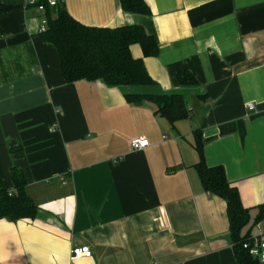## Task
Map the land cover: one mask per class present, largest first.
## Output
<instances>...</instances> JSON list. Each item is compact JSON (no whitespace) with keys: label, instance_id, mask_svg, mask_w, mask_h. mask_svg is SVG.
I'll return each instance as SVG.
<instances>
[{"label":"crops","instance_id":"0c3cea01","mask_svg":"<svg viewBox=\"0 0 264 264\" xmlns=\"http://www.w3.org/2000/svg\"><path fill=\"white\" fill-rule=\"evenodd\" d=\"M149 16L120 0H65L85 26H141L158 44L144 60L156 92L187 95L189 119L173 129L129 89L67 83L42 14L27 0L0 16V182L27 180L35 219H0V264H239L227 205L206 193L194 168L201 130L208 166H222L250 210L249 238L264 203V0H145ZM198 81L182 88L177 76ZM154 91V90H153ZM200 96H203L200 97ZM254 109L249 110L248 105ZM146 137L149 148L132 149ZM91 258L71 260L72 247Z\"/></svg>","mask_w":264,"mask_h":264},{"label":"trees","instance_id":"16d2710c","mask_svg":"<svg viewBox=\"0 0 264 264\" xmlns=\"http://www.w3.org/2000/svg\"><path fill=\"white\" fill-rule=\"evenodd\" d=\"M122 10L127 13L149 16L150 8L145 0H120ZM14 8L0 3V16ZM47 28L40 33L42 41L53 45L60 57L61 74L67 83L77 81H102L110 88L129 89L125 99L129 104H150L155 114L165 119L175 129L176 125L191 116L187 95L156 92L158 84L146 70L144 60L131 54V47L138 45L145 58L158 56V44L141 26L119 28H97L81 24L63 5L46 7ZM180 87L188 89L198 85L188 71L177 76ZM154 90V91H153ZM203 98V96H200ZM194 148L199 160L194 168L203 190L211 196L221 198L227 205L229 237L239 264H264L253 258L244 244L249 234H244L251 220L250 210L242 204L238 189L232 186L222 166L207 165L201 130L194 131ZM11 177L14 191L7 190L0 182V219L12 222L35 219L39 207L27 194V180L22 171L13 168ZM264 221V203L257 208L255 224Z\"/></svg>","mask_w":264,"mask_h":264},{"label":"built area","instance_id":"2783aa9c","mask_svg":"<svg viewBox=\"0 0 264 264\" xmlns=\"http://www.w3.org/2000/svg\"><path fill=\"white\" fill-rule=\"evenodd\" d=\"M65 0H27V6L33 7L36 11L42 14V22L40 33L44 32L47 28V18H46V7L53 9L58 5L64 4ZM249 110L254 109L253 104L248 105ZM131 147L135 151H142L149 148L150 143L146 137H140L134 139L130 143ZM244 248L249 251L250 255L257 259L259 262L264 263V232H261L257 236L250 237L248 241L244 244ZM93 255L91 249L88 246L72 247L70 251L71 260H78L82 258H91Z\"/></svg>","mask_w":264,"mask_h":264}]
</instances>
